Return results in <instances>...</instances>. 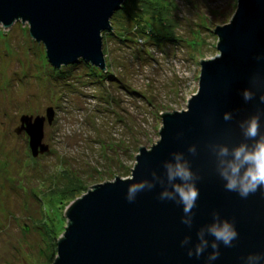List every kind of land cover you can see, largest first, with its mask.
<instances>
[{"label":"water","instance_id":"95a60500","mask_svg":"<svg viewBox=\"0 0 264 264\" xmlns=\"http://www.w3.org/2000/svg\"><path fill=\"white\" fill-rule=\"evenodd\" d=\"M123 2L0 0V24L8 28L14 21L26 22L54 68L84 61L105 71L102 33L113 30L112 14ZM212 32L218 54L200 60L198 86L186 108L160 113L158 139L140 146L134 157V181L114 176L89 186L66 205V224L50 264H264V188L242 198L225 188L220 174L221 159H231L232 149L245 141L242 124L259 114L264 132V0H237L228 21ZM245 91L252 100L243 99ZM52 115L47 108L45 116L19 117L14 132L27 134L34 156L48 150L43 126ZM221 147L229 149L228 157L219 156ZM177 158L193 173L190 183L199 189L191 214L183 212L178 199H160L162 192L183 183L167 178L166 165H175ZM139 182L146 187L129 202L127 190ZM225 221L238 232L231 247L210 234L214 224ZM214 243L219 257L209 260Z\"/></svg>","mask_w":264,"mask_h":264},{"label":"rangeland","instance_id":"374dc122","mask_svg":"<svg viewBox=\"0 0 264 264\" xmlns=\"http://www.w3.org/2000/svg\"><path fill=\"white\" fill-rule=\"evenodd\" d=\"M236 1L152 0L120 12L103 32L105 71L82 61L54 68L26 22L0 24V264H48L66 205L130 175L138 148L158 139L160 113L186 108L196 92L200 60L218 54L212 30ZM47 108L48 150L34 156L14 129Z\"/></svg>","mask_w":264,"mask_h":264},{"label":"clouds","instance_id":"9594fccd","mask_svg":"<svg viewBox=\"0 0 264 264\" xmlns=\"http://www.w3.org/2000/svg\"><path fill=\"white\" fill-rule=\"evenodd\" d=\"M252 93L245 91L243 99L252 100ZM264 101V97H261ZM231 117L228 113L224 114V119L229 120ZM245 141L234 147L231 151V159H221L223 167L220 169L221 176L227 181L225 188L228 191L237 192L240 197L247 198L250 194L257 192L258 189L264 188V132L261 131L259 114L250 117L241 125ZM249 141L251 143H249ZM194 151V149H190ZM219 156L224 158L229 156V149L221 147ZM175 165L167 164L166 172L169 181L179 180L183 183H175L172 191H164L160 199H178L183 205V212L191 214L196 207V201L199 198V189L190 181L193 179V173L188 169L186 164L180 163L179 158ZM123 181H134L135 176L128 175L122 177ZM143 182L133 183L127 190V199L129 202L134 200L135 194L145 189ZM151 188L152 185H147ZM190 223V220H185ZM210 234L216 241L222 242L226 247H231L233 241L238 239V232L227 221L221 224H214L210 228ZM203 244L197 245L196 255L199 256L203 251ZM213 248L216 251L209 256V260H216L219 257L218 246L214 243ZM192 252L189 251V256ZM259 259V257H249Z\"/></svg>","mask_w":264,"mask_h":264},{"label":"trees","instance_id":"16d2710c","mask_svg":"<svg viewBox=\"0 0 264 264\" xmlns=\"http://www.w3.org/2000/svg\"><path fill=\"white\" fill-rule=\"evenodd\" d=\"M140 3L141 5L143 4H154L152 2V0H124V2L122 3L123 5L117 9L116 11H114V13L112 14V17H111V24H112V27H114L115 29V25H117L116 23V20H118L119 18H121L120 16H122V14H119L120 12H123V13H127L129 15L130 12H132V10L136 7V5ZM223 14L220 13L219 16H222ZM131 16V15H129ZM119 17V18H118ZM123 17V16H122ZM138 18H136V21H137ZM217 26V25H216ZM104 34L102 33V39L105 37L103 36ZM82 64H84L85 66L87 67H90L92 68V71L96 70L95 67L91 66V64H89L88 62H81ZM76 190V189H75ZM66 191L68 192V194L71 192V195L74 194L75 192L77 193V191ZM73 197V196H72ZM52 249L50 250V254L48 255L50 258H49V263L50 264L54 257H55V254H56V239H54V242L52 243ZM41 253V252H40Z\"/></svg>","mask_w":264,"mask_h":264},{"label":"flooded vegetation","instance_id":"af4514ba","mask_svg":"<svg viewBox=\"0 0 264 264\" xmlns=\"http://www.w3.org/2000/svg\"><path fill=\"white\" fill-rule=\"evenodd\" d=\"M23 132H24V131H23ZM20 133H22V131H21Z\"/></svg>","mask_w":264,"mask_h":264}]
</instances>
